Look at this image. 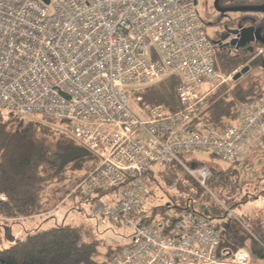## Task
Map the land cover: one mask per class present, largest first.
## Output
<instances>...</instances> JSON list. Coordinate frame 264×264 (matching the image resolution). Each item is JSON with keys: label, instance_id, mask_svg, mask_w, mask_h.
<instances>
[{"label": "built area", "instance_id": "built-area-1", "mask_svg": "<svg viewBox=\"0 0 264 264\" xmlns=\"http://www.w3.org/2000/svg\"><path fill=\"white\" fill-rule=\"evenodd\" d=\"M46 7L0 0V113L65 121L67 135L97 158L73 193L94 199L98 228L123 225L131 237L106 264H249L247 246L219 251L220 234L201 206L170 213L168 236L159 231L168 224L143 225L148 173L177 164L211 194L210 169L186 166L182 154L232 162L264 127V96L242 104L237 122L224 129L201 115L202 85L225 80L194 1L55 0L52 16ZM172 76L179 79L177 111L140 97L130 108L136 90Z\"/></svg>", "mask_w": 264, "mask_h": 264}, {"label": "trees", "instance_id": "trees-1", "mask_svg": "<svg viewBox=\"0 0 264 264\" xmlns=\"http://www.w3.org/2000/svg\"><path fill=\"white\" fill-rule=\"evenodd\" d=\"M245 22L247 21L244 19L242 24ZM232 26L228 25V29ZM226 34L221 30L217 32L215 39H211L216 45L215 69L218 73L229 76L247 62L248 66L245 67L249 69L245 74L251 68L264 69L262 44L254 42L242 49L226 47L221 41V36ZM258 49L262 50V55L252 58ZM239 55L243 56L242 59ZM178 84L179 79L172 76L136 90L132 98L140 95L150 105H163L171 112H175L180 108L176 94ZM255 89L256 87L252 84L243 87L237 81L231 88L221 87L207 94L201 115L216 129L234 125L242 104L264 96V88L262 90L258 88L257 91ZM232 162L236 164L238 160ZM97 165V158L74 142L67 135L66 130H58L50 124L43 125L33 121L25 123L24 119L17 118L11 113H0V191L7 198L6 203L0 204V216L4 220H16L20 223L22 219L40 217L47 213L42 211V207L48 202L44 196L45 191H48L52 185L65 182L67 173L83 171L84 174L77 181V185ZM190 166L206 167L200 162ZM210 171L212 177L208 185L212 184L214 179L222 182L228 180L224 178V172L211 167ZM147 177L154 188L152 192L144 196V203L148 204V217L143 221V225L160 224L164 227L168 224L169 227L159 230L162 236H168L172 229L170 226L173 225L174 220L170 218V213H182L189 206H201L211 222L228 216V213L225 210L222 211V207L215 200H206L202 197L201 188L177 164H171L155 173L150 172ZM159 180H162L166 187L174 183L173 191L160 187ZM155 190H159L166 197L165 205L158 203L160 200L155 198ZM70 193L71 191H67L64 197ZM104 195L105 193H100L96 198ZM64 197L59 201L62 202ZM245 198L244 202L229 204L228 209L248 203L251 199L260 198V194L256 196L246 194ZM89 201L93 203L94 199ZM10 229L5 230L0 225V264H106L113 254L125 248V246L116 249L108 247L106 253L101 256L99 242L92 239V235L98 232L97 226L94 232L84 225L57 224L47 229L35 228L27 231L23 238H14ZM247 234L245 238L235 239L234 246L220 236L219 251L234 252L243 247L248 239L251 254L264 259V229L247 228ZM5 242L9 243L7 248L3 247Z\"/></svg>", "mask_w": 264, "mask_h": 264}, {"label": "rangeland", "instance_id": "rangeland-1", "mask_svg": "<svg viewBox=\"0 0 264 264\" xmlns=\"http://www.w3.org/2000/svg\"><path fill=\"white\" fill-rule=\"evenodd\" d=\"M54 1L55 0H50L49 5L46 7L48 16H52L54 14ZM197 12L199 18L207 26V34L212 40L215 39L217 37V32L221 30V24L215 23V13L212 12L205 3H197ZM231 29L232 28H229L227 32ZM218 51L220 52V50ZM259 55H262L261 49H258L256 55H252V58L258 57ZM242 57V55H239L240 59H242ZM245 66H248V62L233 71L229 76L220 74L219 72L225 82L222 84L211 83L208 88V94L215 92L221 87L231 88L236 81L243 87L252 84L256 87L255 91H257L258 88L262 90L264 88V69H261L260 67L251 68L247 74L242 75L239 79L233 81V76ZM138 97L142 98V101L147 103L143 96L139 95ZM130 108L134 111L137 109L135 98L130 100ZM4 116L6 117V115ZM29 121L38 122L43 125L50 124L58 130H66L68 127L65 121L47 120L35 116L24 119L25 123ZM245 152L246 150L244 151V154ZM241 158L237 160H240ZM181 159L183 163L189 167L191 164L200 162L205 164V166L209 169L211 167L217 171L225 173L224 178H227L228 180L222 182L221 180L214 179V182L208 185L212 195L201 189L203 198L206 200H215L216 203L222 207V211H231L228 216L226 215L220 219L212 221L213 225L216 227L223 239H226L234 246L235 239L247 237V228L250 230L256 227L264 229V193H260L264 192V147L261 148L260 153L257 155L254 153L253 159L251 158L249 161H243L242 165L237 167L233 165L229 166L230 162H223L212 156L210 153L204 151L185 152L182 154ZM83 174V171L73 172L72 174L67 173V180L65 182L59 185H52L48 191H45L44 196L48 202L42 207V211H47V213L33 219H22L20 223L16 220H4L0 216V225H2L5 230H9V228H11L10 230L14 238H23L27 231L34 228L47 229L57 224L72 226L84 225L88 229L96 232L97 221L93 216L94 203H91L89 200L80 199L73 193L77 181L83 176ZM252 180L255 181V183H252ZM159 182L161 183L160 187H164L167 191H173L175 186L174 183L171 186L166 187L162 180H159ZM226 182L229 183L227 184ZM153 188L154 185H151V182L148 181L146 196L152 192ZM67 191H71V193L67 197H64ZM72 193L73 195L71 196ZM246 194L249 196H256L260 194V198L257 201H253V199H251L248 204L245 203L235 206L231 210L228 209L229 204L244 202L246 200ZM63 197V201H59ZM155 198L160 200L158 203L161 205H165L167 203L166 197H164L159 190H155ZM146 207L148 209V204H146ZM97 230L98 232L94 233V236L92 235V239L99 242V251L101 256L106 253L108 247L116 249L118 247L127 246L130 243V232L123 225L108 224L105 228L97 227ZM7 237L9 238L10 236L8 235ZM245 245L248 246L250 251V241L248 239H246ZM8 246V242H5L3 245L5 248Z\"/></svg>", "mask_w": 264, "mask_h": 264}, {"label": "flooded vegetation", "instance_id": "flooded-vegetation-1", "mask_svg": "<svg viewBox=\"0 0 264 264\" xmlns=\"http://www.w3.org/2000/svg\"><path fill=\"white\" fill-rule=\"evenodd\" d=\"M193 1L196 3V5L197 3H205L208 8L215 13V23L221 24L220 28L224 34L227 33L228 25H233L230 31L235 30L239 23L242 24L244 19L247 21L245 24H243L244 27H254L260 35H262L264 31V14L255 11L264 7V0ZM225 46L229 47V44H225Z\"/></svg>", "mask_w": 264, "mask_h": 264}, {"label": "water", "instance_id": "water-1", "mask_svg": "<svg viewBox=\"0 0 264 264\" xmlns=\"http://www.w3.org/2000/svg\"><path fill=\"white\" fill-rule=\"evenodd\" d=\"M41 1L45 5H49L50 2V0H41ZM255 11L264 14V7ZM231 35H233L234 38L230 40L229 46L242 49L245 48L246 46H249L251 43L259 42L260 44H262L264 49V31L262 35H260L259 32L255 30L254 27H244L243 24L239 23L238 27L235 30L227 32L226 35H222L221 41H224ZM248 69H249L248 67H244L239 72H237L233 76V81L239 79L242 75H244L248 71Z\"/></svg>", "mask_w": 264, "mask_h": 264}, {"label": "crops", "instance_id": "crops-1", "mask_svg": "<svg viewBox=\"0 0 264 264\" xmlns=\"http://www.w3.org/2000/svg\"><path fill=\"white\" fill-rule=\"evenodd\" d=\"M210 84L211 83H208V82L204 83L202 85L201 92L204 93V94H208V92H209V89L208 88H209V85ZM263 147H264V127L260 128V131L256 135H254L252 141L250 142L249 146L246 149V152H245L244 156L240 160H238V162L236 164H233V162H230L229 163L230 164L229 166L233 165V166H236L237 167V166L242 165V162L243 161H249V160H251V158L253 159L254 153L256 155L258 153H260L261 148H263ZM251 182L252 183H255V181H253V180ZM258 199L259 198L254 199L253 201H257ZM244 246H247V245H244ZM249 264H264V259H259L256 256H254L253 254H251V252H250V255H249Z\"/></svg>", "mask_w": 264, "mask_h": 264}, {"label": "bare ground", "instance_id": "bare-ground-1", "mask_svg": "<svg viewBox=\"0 0 264 264\" xmlns=\"http://www.w3.org/2000/svg\"><path fill=\"white\" fill-rule=\"evenodd\" d=\"M107 259V258H106Z\"/></svg>", "mask_w": 264, "mask_h": 264}]
</instances>
